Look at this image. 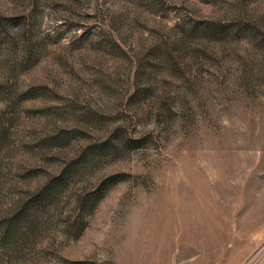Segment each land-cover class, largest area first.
Returning a JSON list of instances; mask_svg holds the SVG:
<instances>
[{"label": "rangeland", "instance_id": "374dc122", "mask_svg": "<svg viewBox=\"0 0 264 264\" xmlns=\"http://www.w3.org/2000/svg\"><path fill=\"white\" fill-rule=\"evenodd\" d=\"M0 264H264V0H0Z\"/></svg>", "mask_w": 264, "mask_h": 264}]
</instances>
